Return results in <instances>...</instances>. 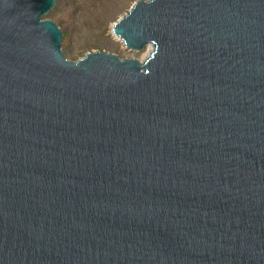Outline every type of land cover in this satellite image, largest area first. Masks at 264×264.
Here are the masks:
<instances>
[{
	"label": "water",
	"instance_id": "obj_1",
	"mask_svg": "<svg viewBox=\"0 0 264 264\" xmlns=\"http://www.w3.org/2000/svg\"><path fill=\"white\" fill-rule=\"evenodd\" d=\"M0 0V264H264V0H138L143 61H70Z\"/></svg>",
	"mask_w": 264,
	"mask_h": 264
},
{
	"label": "rangeland",
	"instance_id": "obj_2",
	"mask_svg": "<svg viewBox=\"0 0 264 264\" xmlns=\"http://www.w3.org/2000/svg\"><path fill=\"white\" fill-rule=\"evenodd\" d=\"M138 0H56L44 17L53 21L63 34L61 51L76 61L87 52L106 51L120 59L143 61L152 46L131 51L111 34V27Z\"/></svg>",
	"mask_w": 264,
	"mask_h": 264
}]
</instances>
